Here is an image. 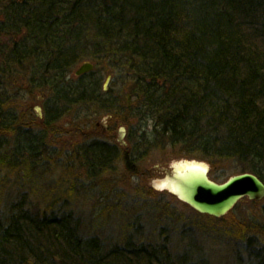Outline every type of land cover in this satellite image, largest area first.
Returning <instances> with one entry per match:
<instances>
[{
    "label": "trees",
    "instance_id": "16d2710c",
    "mask_svg": "<svg viewBox=\"0 0 264 264\" xmlns=\"http://www.w3.org/2000/svg\"><path fill=\"white\" fill-rule=\"evenodd\" d=\"M39 96L41 119L24 104ZM104 114L126 146L59 145L66 118L82 134ZM167 147L264 182V0H0V264H212L128 225L112 242L66 207L81 169L102 184L117 160L136 173ZM247 226L244 264H264V208Z\"/></svg>",
    "mask_w": 264,
    "mask_h": 264
},
{
    "label": "rangeland",
    "instance_id": "374dc122",
    "mask_svg": "<svg viewBox=\"0 0 264 264\" xmlns=\"http://www.w3.org/2000/svg\"><path fill=\"white\" fill-rule=\"evenodd\" d=\"M110 83L111 81L108 88ZM24 104L31 105L34 116L38 119L43 117L42 96L35 101L28 98ZM69 120L66 118V121L61 122V128L65 131L60 146L81 141L87 136L118 143L120 147L128 144V128L122 135L121 127L124 125L118 124L117 120L113 124L109 114L94 116L86 124H81L83 136L80 132L75 133L74 130L77 129ZM60 146L57 149H60ZM163 150H156L142 159L136 173L128 172L124 162L117 160L113 173L109 174L108 171L97 176V181L102 184H95L94 179L90 181L84 170L80 171L77 167L74 171L77 174L80 171L83 175H78L75 194L66 207L74 209L83 219L87 232L91 231L112 242L121 240L128 225L131 231L133 230V236L140 235L141 240L158 242L167 238L172 251L185 254L191 262H199L202 259L212 264L246 263L247 249L243 234L247 225L263 211L264 198L258 201L245 197L223 217L202 214L168 190L157 189L155 182L166 176L165 169L170 168L171 163L176 160H205L177 156V152L168 147ZM207 163L210 177L218 182H224L229 173L233 174L231 169L227 170V166ZM62 169L61 166L52 167V174L48 173L50 175L43 180L44 185L48 187L51 182L54 185L57 180L60 181ZM72 176L75 177V173ZM62 190L58 188L56 191ZM101 192H104L103 197ZM160 206L168 208V211L162 214ZM247 233L249 234V231Z\"/></svg>",
    "mask_w": 264,
    "mask_h": 264
},
{
    "label": "water",
    "instance_id": "95a60500",
    "mask_svg": "<svg viewBox=\"0 0 264 264\" xmlns=\"http://www.w3.org/2000/svg\"><path fill=\"white\" fill-rule=\"evenodd\" d=\"M94 68L92 62H85L77 70L76 75L89 72ZM112 75L105 80L104 88H108ZM40 109V107H39ZM126 127H121L124 135ZM163 179L166 184L158 189H165L176 195L196 211L214 217L228 214L243 198L262 200L264 198V182L252 172H242L230 176L224 182H218L209 175V165L205 161L180 159L166 168Z\"/></svg>",
    "mask_w": 264,
    "mask_h": 264
},
{
    "label": "bare ground",
    "instance_id": "6f19581e",
    "mask_svg": "<svg viewBox=\"0 0 264 264\" xmlns=\"http://www.w3.org/2000/svg\"><path fill=\"white\" fill-rule=\"evenodd\" d=\"M85 62H90V61L86 60V61H83V62H81L80 64H78V65L76 66L75 70H74V74H75V75H76V70H77L82 64H84ZM104 89H105V88H104ZM105 90H107V89H105ZM164 182H166V181H164V180H159V181L157 182V185H158V186H161V187H164V185L166 184V183H164ZM166 185H168L170 188H172V185H171V184H166Z\"/></svg>",
    "mask_w": 264,
    "mask_h": 264
}]
</instances>
